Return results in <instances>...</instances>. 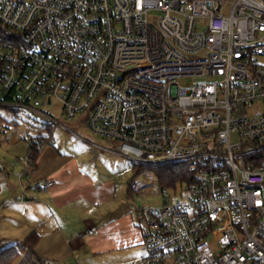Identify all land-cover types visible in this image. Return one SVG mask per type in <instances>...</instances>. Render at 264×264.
<instances>
[{"label": "built area", "instance_id": "obj_1", "mask_svg": "<svg viewBox=\"0 0 264 264\" xmlns=\"http://www.w3.org/2000/svg\"><path fill=\"white\" fill-rule=\"evenodd\" d=\"M54 100L162 198L125 264H264V0H0V107L45 125ZM172 164L192 179L162 185Z\"/></svg>", "mask_w": 264, "mask_h": 264}, {"label": "crops", "instance_id": "obj_2", "mask_svg": "<svg viewBox=\"0 0 264 264\" xmlns=\"http://www.w3.org/2000/svg\"><path fill=\"white\" fill-rule=\"evenodd\" d=\"M0 128V134L5 135L0 143V225L6 219L17 222V230L24 231L27 224L36 225L29 227L24 239L33 232L40 238L34 250L20 256L25 254L22 263L32 257L41 264H65L81 249L87 259L93 260L85 264H98L94 263L98 255L111 256L112 264H125L144 255L118 256L143 245V232L134 212L122 199L133 195L132 181L119 199L117 186L100 177L92 162H83L77 155L60 152L54 146L41 149L36 162L27 169L25 158L17 151V143L24 141H18V137L26 134L19 131L18 124L2 117ZM49 181L53 184L46 186ZM89 228L95 234L88 235ZM80 234L82 237H78Z\"/></svg>", "mask_w": 264, "mask_h": 264}, {"label": "rangeland", "instance_id": "obj_3", "mask_svg": "<svg viewBox=\"0 0 264 264\" xmlns=\"http://www.w3.org/2000/svg\"><path fill=\"white\" fill-rule=\"evenodd\" d=\"M44 109L50 112L58 122H53L50 124L49 128L44 127L42 120L39 119L38 122L36 117L32 114L23 111L18 116L16 113H14L11 110L3 109L0 107V117L5 119V121H8L12 124H18L20 126L19 131L22 134H26L28 129H31V132L33 134H43L47 136V141L43 143V148H46L47 146H54L63 153L68 154H74L80 157L83 162H92V164L95 166V171L97 174L106 179L107 181H110L114 183L117 186L118 189V197L121 199L122 195H124V192L126 193L127 184L135 179L136 177V168L134 166V163L132 159L124 156H120L117 154H113L111 152L102 150L100 148H97L95 146L96 143L102 144V145H108V142L99 136L95 135L87 126L85 121H80V115L72 120H68L65 114L62 111V106L59 101L54 100L51 104L44 106ZM29 115V116H28ZM47 124V123H46ZM1 130V128H0ZM5 135L0 134V143L5 140ZM94 145V146H93ZM17 151L19 153V156L21 158H25L28 155V146L24 141H21L17 143ZM155 169V168H154ZM156 170V169H155ZM147 184L144 180L143 183L140 185ZM125 187V189H124ZM180 187V186H178ZM180 189V188H179ZM154 192L161 191L160 186L157 185ZM179 193V191H178ZM126 195V194H125ZM180 197V195H177ZM185 197V196H184ZM125 203L129 206L131 211L134 212L135 222L136 224L141 228L143 232V226L141 222L139 221L137 215H136V207L137 206H156L161 203V196L157 195H146L145 197L143 194L138 191H134L132 196H126ZM23 221V219H21ZM9 220L3 221V223L0 225V248L3 246H7L9 244H13L17 241L24 240V233H29L30 230L29 227H36V225H26L24 226V231L17 230L18 224L17 222H13ZM21 224V223H20ZM24 223H22L23 225ZM20 225V226H22ZM33 229V228H31ZM15 235H20L15 236ZM127 251L123 257H128L132 254H137L136 257L140 256L144 252L143 245H139L138 248L134 251ZM25 255V254H24ZM23 255V256H24ZM23 256L17 258L13 264H20L23 261ZM111 256L108 255H98L94 256V263L98 264H112L113 262L110 261ZM134 257V256H133ZM120 258V257H116ZM86 254L84 252V249L75 251L74 256L67 259L64 263L65 264H81L82 262L85 263H91L92 258L87 259ZM121 262H114V264H120ZM45 264H55L52 261H46Z\"/></svg>", "mask_w": 264, "mask_h": 264}, {"label": "trees", "instance_id": "obj_4", "mask_svg": "<svg viewBox=\"0 0 264 264\" xmlns=\"http://www.w3.org/2000/svg\"><path fill=\"white\" fill-rule=\"evenodd\" d=\"M50 124H45L44 127L49 128ZM43 140L47 141V136H43ZM30 157L33 160V164L36 162L40 151L29 150ZM135 168H140L139 165L134 163ZM161 183L164 186H175L177 182L190 181L192 179L191 173L188 171L186 165L172 164V165H160L157 166ZM39 235L35 232L31 233L24 240L3 246L0 248V264H13V262L19 258L26 250H34L39 242Z\"/></svg>", "mask_w": 264, "mask_h": 264}]
</instances>
